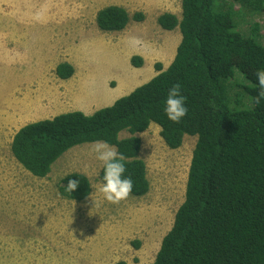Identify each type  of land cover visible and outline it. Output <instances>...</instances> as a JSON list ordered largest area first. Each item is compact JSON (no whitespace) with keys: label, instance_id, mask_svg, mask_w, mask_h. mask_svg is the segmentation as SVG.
Segmentation results:
<instances>
[{"label":"trees","instance_id":"1","mask_svg":"<svg viewBox=\"0 0 264 264\" xmlns=\"http://www.w3.org/2000/svg\"><path fill=\"white\" fill-rule=\"evenodd\" d=\"M180 7V19L171 13L156 18L161 29L178 28L181 35L165 70L154 64L157 74L147 83L90 115L65 112L24 125L13 135L10 152L33 177L45 178L70 149L106 141L125 156V175L133 179L131 195L143 197L149 183L138 134L154 123L170 149L179 148L185 136H195L184 201L150 264H264V102L255 105L251 99L259 90L254 73L264 69V45L254 37L256 24L240 33L235 20L263 13L264 0H181ZM144 19L142 12L130 16L125 8L109 5L97 11L95 24L99 31L112 33ZM130 64L139 68L143 61L132 56ZM238 73L245 84L230 99V84ZM55 75L68 80L74 68L61 62ZM176 83L188 109L179 123L169 121L163 111ZM229 101L251 107L231 109ZM124 131L128 136L121 139ZM102 175L101 168L100 183ZM70 179L80 181L71 193L65 190ZM58 191L81 202L92 187L87 176L72 172L60 180Z\"/></svg>","mask_w":264,"mask_h":264},{"label":"rangeland","instance_id":"2","mask_svg":"<svg viewBox=\"0 0 264 264\" xmlns=\"http://www.w3.org/2000/svg\"><path fill=\"white\" fill-rule=\"evenodd\" d=\"M109 5L122 6L130 16L142 12L145 19L138 25L130 21L125 36H101L93 16ZM180 6L181 0H0V264L153 261L184 201L195 136H185L179 148L170 149L154 123L138 134L149 191L115 205L99 192L102 165L91 151L92 144L70 149L52 165L47 177L36 178L13 158L10 143L26 124L89 105L85 93L89 87H114L115 80L108 78L122 76L126 67H133L127 59L133 52L118 45V40L138 37L142 45L166 34L181 36L178 28L169 32L156 23L160 14L180 15ZM235 20L240 33L256 24L254 37L264 45V12ZM61 62L75 68L68 81L58 79L53 70ZM239 75L231 81L230 99L242 93L238 85L245 83ZM229 107L251 106L229 101ZM125 132L120 133L121 139L128 136ZM72 172L84 174L91 183L92 192L85 201L59 194L60 180ZM133 242H139L138 249Z\"/></svg>","mask_w":264,"mask_h":264},{"label":"clouds","instance_id":"3","mask_svg":"<svg viewBox=\"0 0 264 264\" xmlns=\"http://www.w3.org/2000/svg\"><path fill=\"white\" fill-rule=\"evenodd\" d=\"M128 43L137 46L141 41L138 37H129ZM254 75L259 90L258 94L251 99L253 104L261 105L264 102V69L257 70ZM186 99L182 94L181 85L173 84L167 93L163 108L169 121L179 123L188 114ZM91 151L102 165L103 175L99 192L104 200L113 205L126 200L132 194L133 179L125 175L127 171L124 164L125 156L119 153L114 146L100 140L93 142ZM79 183V180L70 179L65 190L71 193L78 188Z\"/></svg>","mask_w":264,"mask_h":264},{"label":"crops","instance_id":"4","mask_svg":"<svg viewBox=\"0 0 264 264\" xmlns=\"http://www.w3.org/2000/svg\"><path fill=\"white\" fill-rule=\"evenodd\" d=\"M97 11L95 12L93 16L94 22H95V15ZM171 14H174L178 19H180L181 17V12H180V15L179 13H176V12H171ZM133 23L135 25H138V24H141L142 22L141 23L133 22ZM125 29L121 32H112V33L105 32L104 33V32L99 31V33L101 34V36L104 34H108V33H111L110 35L115 34V33H124L123 35L125 36L126 35V33L124 32ZM175 29L169 32H172ZM69 38L73 40L74 38H76V36L70 35ZM180 41H181V36H179L178 34H174V33L166 34V36L163 39L155 38L145 44L137 45V46L130 45L128 43V40L126 41L118 40L117 41L118 45H124V47H126V51L133 52L132 55H128L127 59L129 60V62L132 56H139L143 61L142 66L139 68H134L131 66L132 69H130L129 67H126L127 69H125V74H123L122 76H118V77L112 76L108 78V79L115 80V86L112 88L106 87V85L105 86L103 85L104 86L102 88L103 90H99L96 85L94 89H91L89 87L88 88L89 90L85 92V93H88L89 105H85L84 108H81L77 111L83 112L86 115H90L96 110L111 106L114 103V101L117 100L118 98L128 95L130 92H132L135 88L139 87L141 84L148 82L150 79H152L157 74V72L154 70V67H153L155 63H159L162 66L163 70H165L171 64V62L173 61L175 57L176 49ZM74 45H80V43L74 44ZM85 45H88V44L85 43ZM148 64L149 66L147 67ZM53 70L55 71V67L53 68ZM68 80H65V81H68ZM107 80L104 83H106ZM118 83L119 85H117ZM92 84H96V83H92ZM94 90H97V93H94ZM113 93H117L116 96H113L114 95ZM91 106L92 108H95V107L96 108L93 111H91L89 110ZM101 264H106V263L104 261H101Z\"/></svg>","mask_w":264,"mask_h":264}]
</instances>
